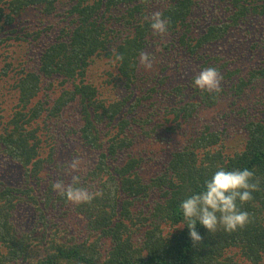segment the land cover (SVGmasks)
Here are the masks:
<instances>
[{"label": "trees", "instance_id": "trees-1", "mask_svg": "<svg viewBox=\"0 0 264 264\" xmlns=\"http://www.w3.org/2000/svg\"><path fill=\"white\" fill-rule=\"evenodd\" d=\"M61 1L0 0V50L12 36L19 44L30 38L38 41L42 33L22 40L17 37L16 25L24 15L34 13L56 21L62 16L65 24L56 36L45 40L32 65L34 57L16 66L14 56H0V97L7 96L3 91L8 88L6 81L18 102L7 114L9 119L0 113V163L8 158L11 165L22 169L24 179L17 185L0 173V264H264V43L252 42L247 53L253 63L245 74L243 68L232 71L226 67L227 62L242 57L221 46L237 30L243 38L250 37L254 26L256 32L263 31L256 38L264 40V0H224L226 5L217 7L218 17L207 26L194 21L202 0H67L71 4L66 8ZM156 11L169 21L164 37L154 34L150 26ZM46 29L49 26L43 32ZM156 42L163 57L174 53L215 67L223 76V85L218 94L201 90V102L186 99L187 86L179 85L175 87L179 100L163 108L165 112L157 106L151 111L156 104L151 101L145 119L151 126L146 134L140 107L154 94L170 104V93L153 85L141 88L142 96L132 92L110 101L90 80L88 70L98 59H109L116 68L113 74L122 75L114 81V88L122 82V88L132 89L140 79V53ZM114 54L123 55L124 60L116 61ZM259 88L262 91L255 94ZM50 89L55 97L49 104L42 100ZM231 97L236 99L229 115L240 120L243 130L239 143L230 146L227 129L215 130L211 124L191 135L184 131V123L200 106ZM237 100L246 103L238 105L241 111L234 107ZM66 109L76 112L75 141L93 157L82 160L84 166L78 173L80 186L102 193L90 204L74 205L53 190L57 181L68 183L59 170L65 151L57 147L47 151L43 143L48 145V141L42 139L45 127L34 126L41 119L63 120ZM162 129L179 132L185 139L152 177H144L138 170L143 161L133 156V148L138 140H149V135ZM221 167L254 170L260 190L252 193L251 201H237L251 220L234 232L218 226L210 233L198 224L203 239L194 245L180 204L202 191L204 182ZM42 192L47 197L39 201ZM27 200L33 201L30 206L36 211H31L30 228L23 230L13 224V218ZM65 216L72 219L70 223ZM73 220L78 230H73ZM167 227L176 230L170 235ZM136 233H140L141 245L133 239ZM105 244L109 248L103 251Z\"/></svg>", "mask_w": 264, "mask_h": 264}, {"label": "rangeland", "instance_id": "rangeland-1", "mask_svg": "<svg viewBox=\"0 0 264 264\" xmlns=\"http://www.w3.org/2000/svg\"><path fill=\"white\" fill-rule=\"evenodd\" d=\"M63 8L69 7L70 4L67 3V0L61 1ZM203 6L201 9L195 11V15L198 18H195V20L198 21L197 26L201 23V25L210 24L209 21L213 22V18L218 17L215 13L217 10V7H223L226 5V1L224 0H202ZM222 9V8H221ZM24 13V12H23ZM200 20V21H199ZM209 22V23H208ZM18 25H16L17 29V37L20 36L21 40L24 39V37L29 35H35L37 33H42V35L37 39L38 41L30 38L28 41L22 40V43H18L19 41H13L12 39L15 38L12 36L10 40L7 42V45H4V47L0 50V56L1 58L6 56H14V64L20 65L21 63H25L24 61L29 60L30 57H34V59L31 60L29 65H32L33 61L35 59L38 60L37 56L38 53L42 52V47L44 46L45 40L51 39V37L56 36V33L60 28H62L65 24L62 22V16L58 17V21H56V18L52 17L51 19L48 18H41L40 16L32 13L30 15H24L22 18L18 20ZM44 23V24H43ZM47 26H49V30L46 32H43V29ZM256 26H254V32L251 33L250 37L247 35H244V38L241 36L240 30L234 31L231 33L227 38H225L221 46L226 49V47L230 48L226 49L225 51H230V53L233 56H240L241 59H237L236 61H232L231 63H226V67L228 69H231L232 71L234 69L243 68L242 74H245L247 72V68L251 66L253 61H250V56L248 55L249 47L251 46L252 42L257 40L259 43H264L263 41H259L257 39L260 38L262 35L261 30L255 31ZM241 37L243 41L239 42L238 39ZM249 37V40L246 41V39ZM257 37V38H256ZM32 39V40H31ZM158 39H156L157 41ZM234 42V44H232ZM241 43V45H239ZM9 45H14L10 47ZM160 45L156 42V44H151L145 51L148 53L152 59H153V68L151 70H146L141 64H140V79L136 82V85L132 89H126L122 88L123 85L122 82L118 83L115 86L114 81L116 79H120V76L118 74H113V70L116 71L115 67L113 66V63L109 59H98L94 64H92L88 70V76L90 77V80L95 83V85L100 89V91L103 93L104 97H111L110 101H113L114 99H122L125 96H128L132 92L135 93V96L138 95L142 96L145 94V91H142L141 88L148 89L153 85H157L158 89L161 91H167L170 93V104L167 102H164V98L158 97L156 94H154V97L149 98L148 101L145 102V105L140 107L139 113L142 116L141 118L144 119V125L146 126L143 129V133L146 134L149 131L151 124H148L145 122V119L147 118V115L150 114L151 111L155 112L156 106L157 109L161 112H165L163 108H166V106L173 105L179 100V96H175V87H178L179 85H186L187 86V97L189 101L192 102H201L203 98H201V89L198 87H195L193 85L194 77L205 67H209L207 65L204 66V61H193L188 60L185 58H182L178 54H169L167 57H163L162 51H160ZM253 55V54H252ZM3 56V57H2ZM39 57V56H38ZM112 72V76L109 74ZM148 76L150 77L149 80H145L144 77ZM154 77H156V81L152 80ZM165 78V81L163 83H159L161 80ZM8 88L4 89L3 91L7 93L6 97H0V110L4 109V112H0L2 115H6L5 119L7 118V114L10 113L11 109L15 106L17 102L16 96L12 95V88L9 83H7ZM222 84V82H221ZM223 85V84H222ZM221 85V86H222ZM137 86V87H136ZM260 87V86H258ZM198 88V89H197ZM262 90H264V85L261 84ZM261 89L259 88L258 92H255L259 94V91ZM261 90V91H262ZM254 92H252L251 95ZM195 95V97H193ZM55 97V93L52 92V90H45V95L42 101H48V103H51V98ZM235 97L231 98H224L220 99L216 104L213 105H207L203 104L198 108V110L195 112L194 116L192 118H189V121L184 123L185 132L191 135L192 133L196 131H200L205 124H211L212 127L215 130H222L227 129L228 138L227 141H229L230 146L234 145L236 143H239L242 138V131L240 120H238L235 115H229L231 110V103L235 100ZM3 101V102H1ZM151 101H155L156 104H154L153 110L150 111L149 103ZM239 104L245 105L246 103L241 100H237V104L234 107H237V111H241L238 106ZM150 111V112H149ZM235 112V111H233ZM69 113L73 114V117H70ZM75 115V116H74ZM237 117H240V115H236ZM76 112L72 109H66L63 113V120L61 118H52L48 121L37 120L34 126L39 125L40 127H45V130H43L42 139H47L48 145L43 143V146L47 151L50 149H56L60 151H65L61 155L63 158H61L62 166L60 170V173L63 175L64 179L63 181H68L65 185H69L72 182V176L77 175L79 172H81V168L84 166V163L81 165V168L78 172H72L69 168V162L72 159L79 158L81 160H88L93 158L90 151L82 147L80 142L75 141L76 138V131L78 129V120L75 119ZM173 116H168V118H172ZM168 127L171 126V123L167 124ZM47 132V134H46ZM185 137L181 135L179 132L173 133L170 131H166L164 129L160 130V132H157L155 134L149 135V140L141 141L138 140L133 148V156L139 157L143 164L139 166L138 170L141 171V174L144 177H152L156 173V170L158 169V166H162L164 162L170 159V153L174 151L175 148H179L180 144L183 142ZM151 141H154L151 143ZM85 154V157L80 158V156ZM46 153V152H45ZM2 158L5 157L2 155ZM6 159V158H5ZM1 160V158H0ZM161 160V162H158ZM4 163H0V173L4 174V176L9 180L17 181V185L22 184V180L24 179L21 177V170L16 165H11L9 159L7 158L6 161H3ZM7 166V167H6ZM13 169V170H12ZM14 170H16V174L14 173ZM9 173V174H8ZM79 175V174H78ZM17 176L19 180L17 179ZM1 178L4 180L3 176ZM43 191V190H42ZM47 196L43 194V192L38 196V200L42 201ZM27 205L20 210V212L13 218V224H15L20 229H29L30 223L33 219V214L31 211H36V208H32L30 205L33 204V201L27 200ZM50 210V209H49ZM136 213V212H134ZM150 211L146 212V217H149ZM65 219L68 223L71 222L72 219L65 216ZM60 220H63L61 218ZM65 222V221H64ZM73 230H78L80 227L75 225V221L72 222ZM77 228H76V227ZM183 228V227H182ZM176 228H166V232L174 233ZM140 233H136L133 235V239L135 240V243H139V235ZM141 245V244H138ZM109 245H104V250L108 249ZM236 250V249H235ZM244 264V263H242Z\"/></svg>", "mask_w": 264, "mask_h": 264}, {"label": "clouds", "instance_id": "clouds-1", "mask_svg": "<svg viewBox=\"0 0 264 264\" xmlns=\"http://www.w3.org/2000/svg\"><path fill=\"white\" fill-rule=\"evenodd\" d=\"M151 29L154 34L164 37L169 31V21L162 13L156 11L150 17ZM116 61H123L124 56L114 54ZM140 64L146 69L153 68V59L146 53H140ZM222 74L215 67L203 68L193 80V85L208 93H220L222 91ZM83 161L79 158L69 162L72 172H78ZM254 170L248 168L225 170L219 168L211 177L204 182L203 190L185 198L180 209L182 216L190 230L189 235L194 245L202 242V237L197 231V225L206 228L210 233L215 232L218 226H222L227 232H234L244 228L251 220L247 211H242L237 206L253 199V192L259 191V180L255 179ZM79 175L72 176V182L65 185L62 181L53 184V190L74 205L90 204L100 192H90L87 188L80 186ZM38 264V261L36 262Z\"/></svg>", "mask_w": 264, "mask_h": 264}]
</instances>
